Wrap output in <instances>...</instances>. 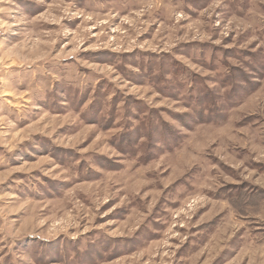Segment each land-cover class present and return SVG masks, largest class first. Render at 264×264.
<instances>
[{
	"label": "rangeland",
	"instance_id": "1",
	"mask_svg": "<svg viewBox=\"0 0 264 264\" xmlns=\"http://www.w3.org/2000/svg\"><path fill=\"white\" fill-rule=\"evenodd\" d=\"M0 264H264V0H0Z\"/></svg>",
	"mask_w": 264,
	"mask_h": 264
}]
</instances>
